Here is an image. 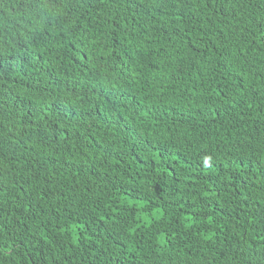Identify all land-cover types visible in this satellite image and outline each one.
I'll use <instances>...</instances> for the list:
<instances>
[{"label": "trees", "instance_id": "obj_1", "mask_svg": "<svg viewBox=\"0 0 264 264\" xmlns=\"http://www.w3.org/2000/svg\"><path fill=\"white\" fill-rule=\"evenodd\" d=\"M0 264H264V0H0Z\"/></svg>", "mask_w": 264, "mask_h": 264}]
</instances>
